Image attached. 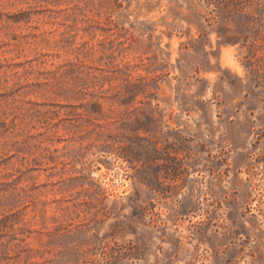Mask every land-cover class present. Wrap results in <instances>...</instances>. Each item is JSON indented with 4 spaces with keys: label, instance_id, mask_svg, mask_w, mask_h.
I'll return each mask as SVG.
<instances>
[{
    "label": "rangeland",
    "instance_id": "1",
    "mask_svg": "<svg viewBox=\"0 0 264 264\" xmlns=\"http://www.w3.org/2000/svg\"><path fill=\"white\" fill-rule=\"evenodd\" d=\"M0 264H264V0H0Z\"/></svg>",
    "mask_w": 264,
    "mask_h": 264
}]
</instances>
